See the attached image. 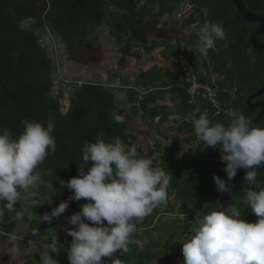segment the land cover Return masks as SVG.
I'll return each mask as SVG.
<instances>
[{
    "label": "trees",
    "instance_id": "1",
    "mask_svg": "<svg viewBox=\"0 0 264 264\" xmlns=\"http://www.w3.org/2000/svg\"><path fill=\"white\" fill-rule=\"evenodd\" d=\"M34 1L20 4L19 0H0V81L19 105V109L13 113L0 112V130L7 129L15 139L23 131L24 119L45 125L49 120L55 123L54 137L57 148L36 168L41 173L43 183L50 185L52 192L49 205H38L34 208L35 213L42 212L44 215L50 214L53 208L72 195L60 181L67 182L70 178L76 177L79 167L87 171V166H91V162L86 165L82 160L81 148L85 142H95L97 137L111 142L119 137L122 142L129 143L136 138L128 132L125 123L114 122V115H121L122 110L117 113L113 109L112 95L98 86L81 84L69 97L66 111L59 116L51 115L50 112L54 110L57 101L52 94L53 75L47 57L48 44L46 37L37 33L44 27L49 33L59 34L67 44L71 58L79 61L87 52L85 34L92 33L97 24L108 19L112 5L120 2L127 4L126 0H46L47 7L42 14L36 12ZM240 1L248 11L264 16V0ZM133 2L142 4L150 10L155 7L156 13L152 15L153 17L166 15L174 19L181 6L190 3L193 6L192 12L178 20L182 27L197 25L199 32L205 22H217L222 24L226 31L227 40L218 41L217 50L215 52L210 50L208 57L204 58V61H208L221 77L217 81L218 100L225 112L213 116L211 112H205V104L200 102L189 104L183 89L184 84H181L171 89L173 94L176 93L177 99L174 113L185 116L198 111L197 118L207 113L211 123H221L225 126L231 122L233 112H241L247 117L254 113L251 118L248 117L252 121L258 109H248L245 100L264 84V50L254 49L249 41L252 31L258 24L244 22L231 0H133ZM27 23L29 25L23 27ZM92 24H95V27L88 31V26ZM198 32L194 34L195 38L193 32L189 34L194 50ZM71 38H82V47L80 48L79 43L72 46ZM123 39L125 37L121 34L117 36L119 42ZM255 40L264 44V33L257 35ZM165 46L169 48L171 56L175 57L176 46L168 44ZM142 47L145 51L154 48L145 45ZM165 53L166 50L163 51V54ZM194 53L200 57L196 50ZM194 71L197 72L196 69ZM147 74L150 76V72ZM197 74L199 76L198 72ZM156 75L153 76L154 81ZM227 88L234 89L232 97L225 90ZM257 100L264 103V92L254 101ZM15 107L0 88V110H12ZM141 107L146 111L147 103L144 99ZM164 110L162 106H154L142 117L159 116V122H162L167 118V114L162 112ZM193 122L185 123V128L188 131V141L195 142L194 146L183 150L174 147L165 151L159 145H155L153 149L147 150V155L153 160L154 166L164 169L172 176L168 196H172L175 203L168 204V209H161L159 206L151 215L145 217L133 233L132 239L136 243L129 245L127 253L117 252L106 258L104 264H114L116 260L121 264H173L175 260L177 264L178 262L182 264L183 258L176 245L188 239L195 226L191 215L183 218L179 216L187 211L203 216L221 209L220 205L224 202L227 207L238 206L242 219H246L243 216L245 214L249 219H253V222L258 219L250 209L241 204L243 192L249 187L244 183V169L237 170L236 177L231 181V192L221 194L217 191L213 176L227 181V174L223 171L225 162L220 159L219 147H204L202 143L196 142ZM260 124L263 126H259ZM255 127L264 128V116ZM137 152L142 155L140 149H137ZM256 171L258 174L256 188H264V165L258 167ZM86 202L83 199L70 201L65 213L59 218H53L51 223L34 219L27 226L28 236L32 237L31 240L37 245L56 233L63 247L58 256L51 255L57 259L58 264H68L66 249L72 238L67 235L66 229L74 226L68 224L67 218L80 211V205ZM176 203L179 204L177 212L174 210ZM16 207L22 211V201L18 202ZM163 212L178 214L180 218L172 219L173 221L167 224L163 223L164 217L161 215ZM16 228L17 223L6 217L5 223L0 224V236L6 239ZM161 231L165 234L164 237L157 234ZM24 259L30 263L32 260H38L39 255H25Z\"/></svg>",
    "mask_w": 264,
    "mask_h": 264
},
{
    "label": "clouds",
    "instance_id": "2",
    "mask_svg": "<svg viewBox=\"0 0 264 264\" xmlns=\"http://www.w3.org/2000/svg\"><path fill=\"white\" fill-rule=\"evenodd\" d=\"M197 36L195 49L202 58L208 57L210 50H217L218 41L227 40L224 27L217 22H205ZM206 110L209 111L207 107ZM231 116L225 126L213 124L207 113L201 114L193 122L194 135L204 147L220 149L227 181L213 176L218 192H231L237 170H245L244 183L249 187L243 192L241 204L258 219L245 221L236 205L203 216L188 211L189 215L194 214L195 226L189 238L181 242L182 264H264V188H256V169L264 165V128L252 126L241 112ZM113 120L118 124L126 122L119 114ZM22 124L23 131L15 139L7 129L0 130V224L5 223L6 217L17 224L23 222L25 213L16 206L25 194H31L38 179L34 170L57 148L53 121L45 125L24 119ZM81 152L83 162H91V166H87V171L79 167L76 177L60 181L72 195L50 214L45 213L41 222L51 223L53 218H59L70 201H87L67 218L68 224L74 226L66 229L72 238L66 249L68 264H104L117 252L127 253L129 245L136 243L132 236L137 225L167 203L172 176L119 137L111 142L97 137L95 142H85ZM16 241V234L9 233L10 247L0 251L10 256L18 254ZM62 247L53 233L40 250L39 264H58L51 254L58 256ZM114 264L121 262L116 260Z\"/></svg>",
    "mask_w": 264,
    "mask_h": 264
},
{
    "label": "crops",
    "instance_id": "3",
    "mask_svg": "<svg viewBox=\"0 0 264 264\" xmlns=\"http://www.w3.org/2000/svg\"><path fill=\"white\" fill-rule=\"evenodd\" d=\"M126 2L127 4L120 2L117 5H112L110 8L111 13L116 14V23L114 20L108 18L97 24L93 30V33L99 34L98 73L95 71L97 64L90 58L85 60L87 52L81 56L82 58L79 61L73 60L70 56L72 62L62 63L61 55L68 51L66 43L65 45L60 44V40L64 41V39L62 37L60 38L59 34H54L52 37L53 41L48 42L47 57L48 59L51 57V60L49 59L51 69L55 68L56 71H51L53 75L52 87L56 88L57 84L61 81V86H66L62 90V93H60L61 98L65 95L68 97L66 101L63 100L66 104L63 101L60 102L62 112L59 113L60 111L58 112L57 110L56 115H62L66 111L69 97L73 94L74 87L78 88L81 84L86 83L98 86L112 95L113 109L117 113H120L121 111L119 112V110H122L121 115L125 117L127 130L136 138L133 142L126 144L140 149V152H142L141 156L148 157L147 150L149 148L153 149L155 145H159L165 151L174 149V147H180L181 150L192 147L195 142L192 140L188 141V131L185 128V123L195 121L198 111L185 116L174 113L173 110L176 109L177 99L175 98L176 93L174 92L173 94L171 89L184 84V69H193V71L196 69L199 73L200 80L212 82L215 85H217V81L221 77L210 66L208 61H204V58H202L200 64L198 63L199 56L194 53L196 49L194 50L192 48L189 39L190 33L193 31L198 32L197 25L194 27L193 25L189 27L179 25L177 30L173 28L170 31H164V29L158 28L167 24L166 20H168V17L166 15L153 17L152 15L156 13L155 7L150 10V8L147 9L142 4H135L133 0H126ZM121 12L125 13V15H120ZM139 12L144 17L146 15L152 17L149 18L151 19L149 23L151 21L153 23H150L149 27L139 28V25L134 23L135 21L132 20V16H136ZM172 21L177 20L172 18ZM122 24L125 25L123 28ZM157 24H159L158 27L155 26ZM152 27H156L158 30L154 32ZM190 27L192 28L190 29ZM145 30L146 33L144 34L143 31ZM161 33L163 34L161 35ZM119 34L125 37L121 42L117 40ZM167 44L171 46L175 45L176 48L181 49L182 53L178 52L175 48L177 54L175 57L171 56L169 48L165 46ZM142 45L148 48L154 46V48L150 51H145ZM165 50L166 53L163 54ZM199 65H201L202 69L199 68ZM149 72L150 76L148 74L146 75ZM154 74H157L155 81L153 79ZM80 75H88V77L95 76L99 80L96 79L98 82L92 81L93 83H87L91 78L84 79ZM75 81L81 84L79 86L76 84L77 86L71 87L72 84H75ZM225 90H227L229 96H233L234 89L227 88ZM56 95L59 96L57 92ZM143 99L147 103L146 111H143L142 109L144 108L141 107ZM64 106L66 107L64 108ZM154 106H162L165 109L162 111L164 114H167V118L164 121L159 122V116L142 117L144 113H147L149 108ZM132 109H135V111L133 112ZM204 109L207 112L206 107ZM159 113L161 112L159 111ZM196 142L198 141L196 140ZM172 200V196L169 195L167 203L160 208L168 209V204L173 205L175 203ZM178 206V203L174 205L175 212H177ZM221 207L227 208V204L223 202L220 205ZM22 211L25 213L24 209ZM161 215L164 217L162 222L167 224L169 221H173L172 219H179L180 217L183 218L185 215H189V212L187 211V213L179 215L180 217L178 214L168 212H163ZM191 215L192 217L194 216V214ZM31 221H23V227L20 230L16 229L14 232L17 236L16 244L19 248V253L10 256V254H5L3 251H0V264H25L24 256L28 254H37L40 259V250L47 239L45 238L39 245L29 239L27 226ZM7 241L8 238L3 239L0 236V249L6 246L10 247V245H7ZM39 259L35 260L33 264H39Z\"/></svg>",
    "mask_w": 264,
    "mask_h": 264
},
{
    "label": "rangeland",
    "instance_id": "4",
    "mask_svg": "<svg viewBox=\"0 0 264 264\" xmlns=\"http://www.w3.org/2000/svg\"><path fill=\"white\" fill-rule=\"evenodd\" d=\"M120 15H125V13L121 12ZM115 16H116V14L111 13V16L108 17V18H110V20H114V22L116 23L117 20H115ZM149 18H152V17H149V15H146L144 17V15L140 14V12L136 16H132V20L135 21L134 23H137L139 25V28H143V27H146V26L149 27L150 23H153L152 21L149 23V21L151 20ZM167 19H168V20H166V23L167 24L166 25H162V27L161 28H158V29H164V31H170L173 28H176V30L179 28V25H180L181 22H179L178 20L177 21H172V18L171 17H168ZM28 25H29L28 23L27 24H24L23 27H27ZM122 25L125 26L124 24H122ZM155 26L158 27L159 24H157ZM194 26L195 25H193V27ZM88 27L90 29L87 28V30L90 31L91 29H93L95 27V24H92V25H90ZM156 27H152V30L154 32H156V30H158ZM191 28L192 27H190V29ZM187 30H189V29H187ZM148 32H149V30H148ZM37 33H39L41 36L46 37L47 44H48V42L53 41L52 40V37L54 36V34L53 33H49V31L47 29H45L44 27L42 29H40ZM143 33L145 34L146 33V30L143 31ZM162 34L163 33H161V35ZM194 34H196L195 31H193V36H194ZM85 35L87 36V38H86V40H87V42H86L87 56L85 57V60H87V58L92 59L94 61V63L97 64V66L95 67V69H96L95 71H97V73H98L99 72V41H98L99 40V34H95V33L92 32V33H90L88 35L87 34H85ZM173 37H172V39H173ZM60 38H61V36H60ZM194 38H195V36H194ZM70 42H71L72 46H77L78 45L77 43H79L80 48L82 47V38H78V39L71 38L70 39ZM185 43L187 44V42H185ZM60 44L61 45H65V42L60 40ZM176 49H177L178 52L182 53V51H181L180 48L177 47ZM49 59L51 60V57H49ZM61 61H62V63H70V62H72V60L70 59V55L68 54V52L63 53L61 55ZM201 62H202V58L199 57L198 63L200 64ZM199 68L202 69L201 65H199ZM52 70L54 72H56L55 71V68L54 69H51V71ZM77 76H78V71H77ZM80 77H82L84 79L91 78L90 81H88L87 83H93L92 81L98 82L97 80H99V78H96L95 76L88 77V75H80ZM75 80L76 81H79L77 79H75ZM76 81H75V84H72L71 85V87L77 86L76 84H78V86H79V82L76 83ZM82 81H84V80H82ZM61 84H62V82L60 81L57 84L56 88H53L52 94H53V97L56 98V101L57 102H56V105L54 107V110L50 112L52 116H55L57 114V112H56L57 110H58V112L60 111L59 113L62 112V109H60V107H61L60 106L61 105L60 102H62L63 100L66 101V99H68V97L66 95L64 97L62 96V98H61V94L60 93H62V90L64 89V87H66L64 85L61 86ZM67 85H69V84H67ZM74 89H75V87H74ZM56 92L59 94V96L56 95ZM59 98H61V99H59ZM64 101H63V103H64ZM64 104H66V103H64ZM65 107L66 106H64V108ZM253 115H254V113L252 115L249 114L248 117L251 118ZM259 126H263V125L260 124ZM260 128H262V127H260ZM34 175H36L38 177V179H37V181L35 182V184L30 189V193L31 194L30 195L25 194L24 198L21 200L22 201V209L25 210V215H24V220H23L24 222H28L30 220L33 221L34 219H37V217H39V219H41V217L43 216V213L41 212L42 215L40 213H35L34 210H32V209H34L38 205L47 206V205L50 204V195L52 194V192L50 191V185H46V184L43 183V181L41 179V173L39 171H37L36 169L34 170ZM243 216L246 217L245 221H248L249 220L250 222H253V219H249V216L247 214H245ZM251 216H253V214ZM23 224L24 223H22V222L20 224H18L16 229L17 230H20L21 227H23ZM27 234H28V232H27ZM157 234H159L161 237H164L165 236V234L163 232L162 233L161 232H158ZM153 236H155V234ZM153 236H152V238H153ZM29 239H32V237H29ZM181 242H183V240ZM181 242L178 245H176V249H180V253L179 254L183 258L182 253H181V248H182ZM24 261H25V259H24ZM34 261L35 260H32L30 263H27V261H25V264H33ZM176 261L177 260H175L173 264H177Z\"/></svg>",
    "mask_w": 264,
    "mask_h": 264
},
{
    "label": "water",
    "instance_id": "5",
    "mask_svg": "<svg viewBox=\"0 0 264 264\" xmlns=\"http://www.w3.org/2000/svg\"><path fill=\"white\" fill-rule=\"evenodd\" d=\"M31 0H19L20 4H25ZM233 5L235 6L237 12L241 15L244 22H254L257 23L258 26L252 31L249 41L251 46L256 50H264V44L258 43L255 38L257 35L264 33V16L262 15H256L250 11H248L244 5L241 3L240 0H231ZM47 7V3L44 0L39 1L38 3H35V10L39 14H42ZM0 88L3 90V92L9 97V99L15 104V108L12 110H0V112L4 113H13L19 109L18 103L14 100V98L9 94L7 91L5 85L0 81ZM264 92V84L253 94L249 95L246 100V106L248 109H259L257 115L252 119V126L255 127V125L258 123V121L264 116V103L261 101L258 102H252L257 97H259Z\"/></svg>",
    "mask_w": 264,
    "mask_h": 264
},
{
    "label": "built area",
    "instance_id": "6",
    "mask_svg": "<svg viewBox=\"0 0 264 264\" xmlns=\"http://www.w3.org/2000/svg\"><path fill=\"white\" fill-rule=\"evenodd\" d=\"M192 10L193 6L190 3L183 4L176 13L175 19L182 20L189 16ZM183 89L188 97L189 104H195L197 102L203 103L209 110L208 112H211L213 116L225 112L218 100V87L212 82L200 80L195 71L184 69Z\"/></svg>",
    "mask_w": 264,
    "mask_h": 264
},
{
    "label": "flooded vegetation",
    "instance_id": "7",
    "mask_svg": "<svg viewBox=\"0 0 264 264\" xmlns=\"http://www.w3.org/2000/svg\"><path fill=\"white\" fill-rule=\"evenodd\" d=\"M39 1H41V0H35V1H34V4H35L36 2L38 3ZM258 101H259V100H257V101H254V100H253L252 102H258ZM258 111H259V109H258Z\"/></svg>",
    "mask_w": 264,
    "mask_h": 264
}]
</instances>
